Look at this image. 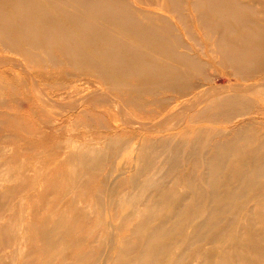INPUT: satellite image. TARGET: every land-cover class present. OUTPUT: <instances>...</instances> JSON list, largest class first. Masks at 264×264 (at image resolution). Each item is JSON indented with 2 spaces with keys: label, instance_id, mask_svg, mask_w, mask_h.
I'll return each mask as SVG.
<instances>
[{
  "label": "bare ground",
  "instance_id": "1",
  "mask_svg": "<svg viewBox=\"0 0 264 264\" xmlns=\"http://www.w3.org/2000/svg\"><path fill=\"white\" fill-rule=\"evenodd\" d=\"M183 2L0 0V89L19 84L46 115L83 104L79 114L89 119V110L98 111L109 131L48 145L58 134L50 117L47 131L2 127L0 264H188L194 256L212 264V248L199 255L194 246L214 242L227 213L241 212L263 187L264 0H191L190 17ZM193 25L211 44V61L177 50L181 34L194 37ZM29 47L52 62L58 50L101 86L70 101L50 95L52 87L24 62L38 58ZM210 71L230 82L199 89L195 79L213 78ZM158 89L177 94L142 95ZM233 120V128L216 126ZM21 145L22 153L35 152L10 151ZM121 153L126 162L108 167L95 189L106 162ZM49 156L54 166H36ZM19 194L27 204L11 207ZM241 219L236 241L219 248L218 264H264V212L251 208ZM92 224L90 240L80 232Z\"/></svg>",
  "mask_w": 264,
  "mask_h": 264
},
{
  "label": "rangeland",
  "instance_id": "2",
  "mask_svg": "<svg viewBox=\"0 0 264 264\" xmlns=\"http://www.w3.org/2000/svg\"><path fill=\"white\" fill-rule=\"evenodd\" d=\"M135 1V0H134ZM191 0H184L183 5H182V14L184 16L190 17L191 14V3H189ZM243 1H257L258 0H243ZM140 5V4H139ZM144 8H149V6L143 5ZM161 11V10H160ZM177 19V18H176ZM183 20V19H182ZM184 23L188 22V19L183 21ZM182 22H179V25H181ZM183 27V24H182ZM181 27V28H182ZM193 32L194 37L189 36L188 34H181V38L183 39V44H181L177 50L181 52H186L190 53L194 56L197 57V59L202 60V61H211L212 58L210 55L212 54L211 51V44L208 43L202 34L201 30L194 26ZM181 31H185L184 29ZM204 40V41H203ZM31 53L34 55L38 56L36 59H40L41 64L38 66L37 60L35 62L33 61H28V59H25V63L29 65V71L34 74V72L38 75V77H41L42 79L38 80L42 85H48L52 87V90L49 91L50 95L56 96L58 99L63 100V101H70L72 99L77 98L78 96H87L92 89H97L101 85L97 83L98 78L92 76L87 70L82 71L80 68H75L73 67L67 60H64L58 50H53L52 53L56 58L55 62L49 61L46 59V54L43 49L39 48H28ZM8 54V53H7ZM10 55H14L9 52ZM22 58V57H20ZM23 59V58H22ZM39 61V60H38ZM0 69H4L1 67ZM2 71V70H1ZM71 72L73 76L70 78L68 77L65 73ZM0 76H2V72H0ZM205 73V75H207ZM23 77H26L27 74L25 72H22ZM211 79L209 80H200V79H195V82L199 85V89H202L208 84L214 83L216 85H222L229 83L230 80L228 77H224L220 73H214L213 71H210ZM12 76V75H11ZM223 78V79H222ZM225 78V79H224ZM236 79V78H235ZM88 81H96V82H91L90 84ZM133 82V81H132ZM16 83V82H15ZM14 83V84H15ZM29 86L31 87L32 85L30 82H27ZM64 86H67L64 87ZM92 88V89H91ZM31 90V88H30ZM197 91V89L195 90ZM114 93L120 94L121 92L115 91ZM141 93V92H140ZM194 93V90H193ZM193 93L179 98L180 100L178 102L184 101L185 98L190 97L193 95ZM56 94V95H55ZM126 95H137V91H129L125 92ZM176 92L173 90H155L154 92H149L145 91L142 92V95L148 99L152 98H159V97H164V96H176ZM3 100V101H2ZM85 105H80L77 109H70V110H65L61 111L60 109H54L49 112V115L45 114L44 112L40 111L34 102V94L31 93V91H27L25 88L20 86L19 84L16 83V85H9L4 86L0 89V133H3V128L4 126H10L13 128H20L23 127L27 130H29L31 133L35 129V126L39 125L41 127V130H48L52 128L49 124V117L52 118L55 121L54 124V129L53 131H57L58 134H54L53 138L51 140H45V144L48 145H53L54 143H57L58 141L66 140L69 137H77L78 139H83V136L86 138H89L90 136L96 135V134H106L109 133V131L102 130V126H100V114L98 111H90L91 115H94L93 117L87 119L79 114L80 108H85ZM257 108V106L255 107ZM256 110L253 109V113L248 115V117H254L256 115ZM56 111V112H55ZM88 111V112H89ZM102 112L101 110H99ZM58 112V113H57ZM61 113V114H60ZM262 116V115H261ZM103 122L105 120L104 115H102ZM102 122V121H101ZM237 120L225 122L222 124H216V126H226L228 128H233L235 124L237 123ZM103 133H102V132ZM56 133V132H55ZM111 133V132H110ZM142 135L145 134L150 137H155L159 138L162 133L159 132H142ZM21 135L23 136L24 134L21 132ZM141 135V136H142ZM80 136L81 138H79ZM122 136H129L123 134ZM138 141V140H137ZM15 144H20V142H17ZM10 151H13L12 153L14 154L17 152V156L24 157L25 154H31L35 152L33 150V147L28 149L26 153H22V145L21 146H13V149L11 148ZM62 156H58V158H61ZM55 156H49L47 157V161H38L36 166L39 167H46V166H54L55 163ZM127 156L125 153H121L118 156H115L114 158H110L105 166L102 168L101 173H99V176L94 179V186L95 189H98L100 186V174L101 176L107 172L108 167H111L113 165H123L124 162H126ZM4 158L0 157V163L2 164V167H4ZM43 162V163H42ZM180 170L174 172L175 174L179 172ZM183 171V170H181ZM32 173V171H31ZM150 173V172H149ZM1 177V176H0ZM123 180V179H122ZM120 184H122L120 182ZM126 186L121 185V189H124ZM261 192V193H260ZM75 192L70 193L68 196L73 195ZM264 196V181H263V187L260 189L258 192V195L255 197L249 196L246 201H245V206H243V210L241 212H228L227 213V219L224 220V223L226 227L220 232V234L217 236V238L214 240L212 243H199L196 246H194L195 250H197L198 254L201 255L207 248H212L214 251V255L212 256V264H218L217 259H218V254L220 253L219 248H226L228 245L233 244L236 241V236L235 232L238 231V228H240L241 224L245 222V219H241V217H246V213L248 212L249 209L251 208H257L260 209L262 212H264V206L261 203V198ZM106 197V196H105ZM27 198L28 196L26 195H15L11 199V207H17L19 206L18 204L20 201H24L25 204H27ZM90 197L86 196V199H89ZM107 200V199H106ZM23 202V203H24ZM55 202H59L58 200H55ZM109 212V211H106ZM108 214V213H107ZM6 218L4 217L3 220ZM94 229V224L89 225L86 227L83 231L80 232L82 235H87L93 240L94 236L92 234V230ZM94 234H96V231H93ZM94 245H98L95 243ZM105 246V245H104ZM23 247V245H22ZM85 250V249H83ZM4 251H10L9 248L5 249ZM249 258L253 259L254 256L251 254L249 255ZM128 259V258H125ZM188 264H197L196 258H187Z\"/></svg>",
  "mask_w": 264,
  "mask_h": 264
}]
</instances>
